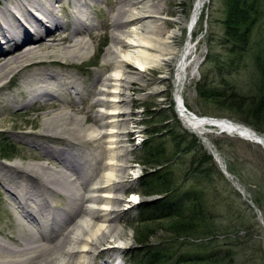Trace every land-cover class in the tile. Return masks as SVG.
Here are the masks:
<instances>
[{"label": "rangeland", "instance_id": "1", "mask_svg": "<svg viewBox=\"0 0 264 264\" xmlns=\"http://www.w3.org/2000/svg\"><path fill=\"white\" fill-rule=\"evenodd\" d=\"M153 1L162 2L164 5L162 12L168 18L165 21L166 25L169 28H173L175 27L173 22L175 18H190L197 0ZM12 2L16 3V0H0V9L11 5ZM85 3L86 5L82 10L89 13L91 21L86 20L80 14L79 8L76 6V0H60L55 5L57 17L60 21L67 24H65L66 31L60 33L61 35L57 37V40L60 37H68L71 42L64 44L66 46L74 41L72 40V32L75 27V20L83 19L88 24L93 23L97 28L87 34L89 36L87 39L92 44L90 55L85 58H70L62 55V48L43 50L40 58L27 61L24 69L17 70L16 74L7 79L5 82L6 88L0 91V140L13 147V150L10 152L11 158H0V162H20L23 168L29 163L45 162L48 167L58 171H61L65 165H68L70 167L75 166L81 173H85L84 170L86 168L81 158L79 159L78 157L77 159V156H67L65 153L58 151L53 152L54 156H47L44 149H42V147L51 148L52 146L59 148L71 145L72 141L69 139L60 135L55 137L50 136L45 133L44 128L45 121L51 118L53 114L61 112L64 108L71 115L86 118L87 122L85 126L95 124L94 115L98 111L95 101L100 89L97 76L99 72L107 73L111 69L109 65L103 63V56L107 47L111 44L112 23L120 2L119 0H86ZM224 18L225 0H208L193 34L191 35L184 25L181 27L180 34L175 39V43L184 48L189 42L190 52L185 61L182 84L179 87L175 84V72L171 66L159 69L154 68L148 71V73L139 75L141 81L132 85L129 94L131 102L128 109L130 115L127 117L129 120L126 123L128 134L125 137V144L127 146L125 159L128 165V174L124 178V188L121 193L120 206L118 207L120 215L117 219V224L123 231V234L118 238L113 236L109 239L116 249L106 257L104 256V259L95 260L96 263L102 264L105 259H108L113 261L111 264H131V258L134 252L138 250V245L135 242V231L137 228L136 222L139 220V205L146 201L157 199L156 197H143L138 192L141 189L140 177L145 173V167L139 163L138 159L144 140L148 136L147 130L153 126L160 128L159 139H156L157 142L166 143L168 149L173 148L171 137L169 136L170 130L178 133L187 131L199 139V143L204 146L209 154L213 156L215 151L219 153L228 172L230 173V170L233 172V174H230L241 185L240 189L244 190L246 198L256 206L264 220V200L261 202V209L253 202V199L256 198L261 200L264 193V148L236 134L222 133L218 128L206 127L202 131L204 132V136L213 145L212 148L211 145L206 144L200 138V134L194 133L184 127L177 111L176 96L180 94L183 97L186 109L196 116L228 119L240 123L226 117L228 111L224 107L200 98L197 85L202 81L204 76H206V83L212 88L222 89L223 86L219 85V83L226 79L233 84L232 86L239 94L245 96L255 94L253 77H255L256 70L251 53L243 61H234L235 64L233 66L235 65V67L233 68L230 67L229 69L225 65L224 67L226 68L221 70V67H219L223 61H228L229 58H232L229 56V45L225 42L224 38ZM55 33L57 34V32ZM55 33L54 35H56ZM50 36L51 34L46 37L47 41L53 38ZM263 42L264 20L252 40V51H259V48L264 46ZM24 48L22 47L19 50L22 51ZM16 54L18 52H15L13 55ZM39 62L43 64H37ZM47 69L66 76L65 82L68 83L67 87L69 90H66L67 87L58 89L57 86H46L49 92L57 96L54 100H51V102H57L56 108L40 109L45 102H48L45 100L46 98L36 101L29 107H24V104L31 99L30 90L40 87L36 83V79ZM71 82L79 85V96L75 95L70 89L69 84ZM72 124L73 120L65 127L70 128ZM258 134L264 137L263 134ZM33 144H37L39 147ZM82 145L96 152L101 149L104 142L102 140L85 141ZM189 159L190 156L187 157V160ZM216 164L220 169V164L218 162ZM175 170L179 179L178 183L184 184L182 172H184L185 166L177 164ZM32 175L35 178L31 180L27 173H22L23 183L32 184L43 181V173L42 175ZM7 177H17V173L14 169L8 170L2 168L0 170V241L9 244L11 247H19L22 245L23 240H27L29 243L35 241L29 235L28 229L29 227L30 229L33 227L32 229L35 231L34 227L36 226H31L26 219H22L20 214L21 209H19L18 201L14 200V195L20 196L23 191L14 183H10ZM74 178L78 180V175ZM250 182H259L263 186L260 188ZM55 183H59V180H56ZM190 184L188 181L187 187ZM77 185L85 192L82 180H78ZM225 186L223 188L217 183L215 187L211 186L210 191H207L208 199L211 203H215L216 197L219 198V207L215 208V212L221 215L222 218L229 219L231 216L229 212L230 208L228 207L232 202L235 214L233 217L237 219L239 215L245 216L246 210L238 206L239 199L233 194V191L227 189ZM230 186L240 194L244 202L240 191L231 182ZM216 190H219V192ZM48 198L51 211L58 214V216L62 215L58 217L59 219L70 214L69 207L71 206L65 194L50 193ZM244 203L250 206L248 203ZM251 215L255 219L252 221L248 220L247 229L242 231L238 236L237 251L241 254L240 261L242 260L239 264H264V227L257 220V216L253 214V209ZM66 219H69V217ZM225 223H231V220ZM48 232L49 235H46V239L48 240L42 237L41 241L43 243L51 241L55 243L57 239L54 237L56 235H51L50 232L52 231ZM12 237H15V241L12 240ZM166 238H168L166 233L158 228V230L155 229L151 243L156 246ZM108 246L109 243L106 242L101 246L100 251Z\"/></svg>", "mask_w": 264, "mask_h": 264}, {"label": "bare ground", "instance_id": "2", "mask_svg": "<svg viewBox=\"0 0 264 264\" xmlns=\"http://www.w3.org/2000/svg\"><path fill=\"white\" fill-rule=\"evenodd\" d=\"M58 2L60 0H16V3L12 2L11 5L0 9V91L6 88L7 79L16 74L17 70L24 69L27 61L40 58L43 50L62 48V55L70 58H85L90 55L92 44L87 39V34L97 26L88 24L83 19L75 20L72 32L74 41L68 46L64 45L71 41L68 37H60L57 40L60 33L66 31V23L57 17L55 5ZM85 2L76 0V6L80 14L91 21L89 13L82 10ZM119 2L112 23L111 44L103 56V63L111 69L107 73L99 72L97 76L100 89L95 101L98 107L94 115L95 124L85 126L86 118L71 115L66 108L53 114L44 123L46 134L53 137L60 135L72 141L67 147H42L46 155L54 156L53 152L58 151L67 156H77V159L79 157L83 160L85 173H81L75 166L68 165L58 171L48 167L45 162L29 163L24 168L20 162H0V170L14 169L17 173V177H7L10 183H14L23 191L20 196L14 195V200L19 203L22 219H26L31 226H36L35 231L33 227L28 229L34 242L23 240L21 246L11 247L0 241V264H99L95 260L104 259L116 249L109 239L113 236L118 238L123 234L117 219L120 215L118 207L124 178L128 174L125 137L128 134L126 123L130 115L128 109L131 87L141 81L139 75L154 68L169 66L174 69L177 87L182 84V73L190 52V44L188 42L182 48L175 43V39L183 25L191 35L193 34L208 0H197L190 18H175L173 28L166 25L168 18L162 12L164 5L161 1ZM49 34L53 38L47 41ZM22 47L25 48L20 51ZM15 52L18 54L13 55ZM65 77L48 69L41 73L36 79L39 90H30L31 99L24 107L46 98L48 102L40 109L56 108L57 102L51 100L57 96L49 92L46 86L53 85L63 89L68 85ZM69 86L75 95L79 96V85L71 82ZM66 90H69L68 87ZM176 105L180 120L190 130L201 134L203 141L212 148L210 140L201 133L206 127L236 134L264 148V137L243 124L191 114L180 94L176 96ZM71 120L72 126L66 128ZM98 140H102L104 145L96 152L82 145L85 141ZM33 145L39 147L37 144ZM216 153L215 151L214 154ZM216 157L222 162L220 156L216 154ZM22 173H27L31 180L35 178L32 174L43 173V181L23 183ZM76 175L78 180H82L85 192L77 185L78 180L74 178ZM56 180H59V183H55ZM55 192L65 194L71 206L70 214L60 219L58 217L62 215L58 216L51 211L48 204V195ZM67 217L69 219H66ZM48 231H52L51 235H56L55 243L41 241L42 237L46 239V235H49ZM12 240L15 241V237H12ZM106 242L109 246L100 251ZM112 262L105 259L102 264Z\"/></svg>", "mask_w": 264, "mask_h": 264}, {"label": "trees", "instance_id": "3", "mask_svg": "<svg viewBox=\"0 0 264 264\" xmlns=\"http://www.w3.org/2000/svg\"><path fill=\"white\" fill-rule=\"evenodd\" d=\"M264 20V0H225L223 20L225 42L229 45L228 61L220 69H230L236 60L243 61L252 54L256 70L255 94L245 96L235 91L228 80H222L223 88H212L206 83V76L197 85L200 98L224 107L226 117L253 128L264 135V46L252 51V40ZM264 43V42H263ZM223 65V66H222ZM231 114V115H230ZM160 128L147 130V138L141 147L139 163L145 167L140 177L138 191L143 197L152 199L139 205V220L136 222L135 242L138 250L131 258V264H239L241 254L237 251L238 236L247 229L248 220H254L252 207L245 204L229 180L218 168L213 156L199 143L195 135L187 131L178 133L170 130L173 148L157 142ZM13 147L1 142L0 158H11ZM190 159L187 160V157ZM186 159V160H185ZM185 166L184 184L178 183L176 166ZM230 173L233 172L230 170ZM235 175V174H234ZM237 176V175H236ZM191 184L187 187V182ZM219 183L233 191L239 199L238 206L246 210L245 216H233L234 205L229 207L230 218H222L215 203L208 199L207 191ZM251 184L263 186L259 182ZM219 192V190H216ZM262 199H253L261 209ZM219 207V206H218ZM234 220H232V219ZM231 223H225L230 222ZM163 230L168 238L154 246L151 238L155 229Z\"/></svg>", "mask_w": 264, "mask_h": 264}, {"label": "water", "instance_id": "4", "mask_svg": "<svg viewBox=\"0 0 264 264\" xmlns=\"http://www.w3.org/2000/svg\"><path fill=\"white\" fill-rule=\"evenodd\" d=\"M222 120H224V121H226V122H231V121L228 120V119H222ZM199 136H200V138H201L202 140H204V138L201 136V134H200ZM216 154H217L218 156H220L219 153H216ZM216 154H213V156H214L215 161L218 162V163L220 164V169H221L222 173L226 176V178H227L228 180H230V182L233 184V186H235V187L238 189V191H240V193H241L242 196H243L244 202L248 203V204L252 207V209H253V214H255V215L257 216V217H256L257 220H258V221L263 225V227H264V220L262 219L261 214L259 213L258 209L256 208V206H255L250 200H248V199L246 198L245 193H244V190H241V189H240V186H241V185H240V184L234 179V177L228 172L226 166L224 165V161H223L222 157L220 156V158H221V160H222V162H220V161L217 159Z\"/></svg>", "mask_w": 264, "mask_h": 264}]
</instances>
